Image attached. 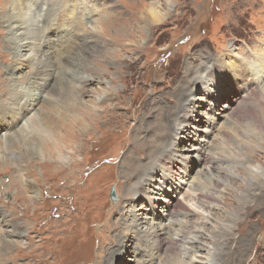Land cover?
Here are the masks:
<instances>
[{
  "label": "rangeland",
  "instance_id": "374dc122",
  "mask_svg": "<svg viewBox=\"0 0 264 264\" xmlns=\"http://www.w3.org/2000/svg\"><path fill=\"white\" fill-rule=\"evenodd\" d=\"M71 1L52 0V3L60 4L61 11L63 7L71 8ZM6 2L0 0V5H7ZM40 5L41 1L33 9ZM75 5L78 12L96 13L93 22L85 27V30L95 33V39L90 37L82 47L90 49L95 43L93 41H98L103 34L105 42L110 41L106 47L113 48L110 60L114 62L109 63L103 58L101 63L92 58L87 61L85 66L91 67L94 75L86 69L84 74L93 76L95 80L84 79L85 84L68 77L69 83L80 89L82 100L76 114L86 122L74 127L68 123L59 124L56 131H63L65 138L54 136V130L50 133L45 131L50 121L47 122L46 116L39 112L42 105L48 103L46 95L52 90L57 75L49 77L47 83L45 80L42 82L40 78L48 77V74L41 75L48 70L45 64L32 71L30 67L22 68L23 64L12 59L3 42L6 30L0 22V106L12 99L7 95L11 88L4 91L10 86L7 81L9 74L12 83L25 94L23 99L28 96L26 93L31 91L29 88L34 81L36 84L39 79L41 84H49L47 91L41 92L43 97L36 99V104L27 99L21 110L25 106L30 108L27 119H34L31 123L40 127L42 133L49 134V138L48 135L44 138L47 151L57 155L60 150L65 158L62 163L53 158L40 160L36 156L35 160L26 159L17 165L0 162V208L5 209L10 218L16 219L17 227L24 232L21 242L11 246V250L1 257L0 264L2 261V264H13L11 258L17 253L21 261L15 264L40 263L36 262L37 258L43 260V256L51 258L49 250L52 244L59 238H68L72 230L79 228V231H85L80 240L87 241L84 249L89 258L88 263L82 264H165L167 257L172 256L167 247H163L159 256L155 247L142 249L138 246L137 241L142 239L138 234L139 223L142 220L168 224L174 217L188 221L191 217L188 211L207 217L209 224L221 228L227 225L224 219L229 217L232 238L242 241L233 264H264V236L260 237L264 232V209L249 211L248 215L234 211L242 204L245 207L254 205L249 199L240 202L239 197L249 180L257 183L256 175L261 181L259 192L264 191V154L259 160L251 159L253 154L246 149V146L255 149V145L263 141L258 131L264 128V113L261 112L264 111V0H77ZM143 6L156 10L159 21L155 23L149 19L147 23H141L143 31L128 41L111 38L113 33L107 27L113 25L112 21L99 32L94 29L99 24L104 25V22L97 23V19L108 14H115L114 23L123 21V26L129 28L139 19ZM7 12V9H0V19ZM68 22L61 20L51 27L48 35L45 34L44 40L50 41L48 47L55 44L60 30L67 29ZM40 47L43 48L42 45ZM76 49L71 51L66 61H70ZM89 52H84L85 57L93 54ZM76 59L78 57L71 59V65ZM60 69L57 68V72ZM193 78H197V82L192 85ZM51 94L52 97L56 95L50 93L48 96ZM182 102L185 107L182 114L186 118L183 123L163 131L158 129L159 124H163L160 121L168 115L170 120L178 119L177 109ZM149 110H152L150 116ZM140 120L146 122L139 123ZM24 122L19 123L18 129ZM158 130L162 132L157 136ZM30 131L28 133L32 136L43 137L42 134H34V130ZM3 132L0 126V141ZM224 132L232 136L237 146L247 140L252 143L241 151L230 149L227 157L234 158L232 161L235 163H225L222 167L234 177L226 180L227 190L218 194L221 202L219 211L212 208L205 213L196 205L197 194L212 188L213 177L217 174L205 161L213 153L220 152L212 145L219 140L223 142L221 136ZM138 134L146 139L147 147L157 136L154 155L150 156L147 147L144 150L134 142L133 138ZM253 134L257 136L254 140ZM162 137L166 144H160L159 138ZM196 145L199 146L197 152L191 149ZM164 148L171 156L163 161L159 156ZM130 159L142 167V181L138 185H135L138 178L128 175L132 168L128 167ZM150 159L165 165L152 166L153 172L143 177ZM246 159L252 160L251 164ZM178 164L187 167L179 177L174 175ZM29 184L34 185L37 199L29 195L26 189ZM112 190L116 200L110 198ZM131 191L136 192L132 197L134 203L126 207L131 200ZM263 203L264 200L260 201V205ZM167 204L170 207L168 211ZM176 225L178 223L173 227ZM28 235L30 241L26 240ZM192 245L194 243L187 246ZM187 246L179 248L182 258L187 257ZM57 250V264H68L74 259L63 246L57 245ZM150 250H155L153 257L149 256ZM243 251L247 253L240 261ZM81 258L79 255L78 259ZM230 258L222 256L220 262L232 264Z\"/></svg>",
  "mask_w": 264,
  "mask_h": 264
},
{
  "label": "bare ground",
  "instance_id": "6f19581e",
  "mask_svg": "<svg viewBox=\"0 0 264 264\" xmlns=\"http://www.w3.org/2000/svg\"><path fill=\"white\" fill-rule=\"evenodd\" d=\"M40 1H41V5L37 6L36 9H33V6L37 5V3H39ZM71 2L73 4L70 5L71 8L64 9L63 7L61 8V11L59 10L60 4L56 5V3H54L53 5L52 0H7V2L5 3L7 5L4 4H3L4 6L2 4L0 5V9L8 10L7 14L0 19L1 20L0 22L2 23L1 25H3L6 30L5 38L3 42L5 48L11 53L12 59L18 60L19 64H23L22 68L26 69L30 67L32 71H34L41 64L43 65L45 64L48 70L47 72L41 73V75L48 74L47 75L48 77L40 78L42 82L43 80H45V82L47 83L49 82V80H47L49 77H53L57 75L56 79L54 80L52 90L50 91V93H54L56 95L52 97L53 94H51V96H48V94H50L48 93L46 95V102L48 103L45 104L43 103L44 105H42L39 112H41L46 116L45 119H47L46 120L47 122L50 121L47 124V126H45L44 128L45 131H48V133H50L49 132L50 130H54V134H55L54 136L57 137L62 136V138H65L64 137L65 134L63 135V131H56L59 124L66 125L68 123V124H72L74 127L75 125L78 126L80 124L82 126L86 122L82 120L81 116L79 117L76 114L77 109L80 108L81 106V100H82L80 95V89L77 90L72 82L70 84L68 77L70 76L72 80H78L82 84H85L83 83L84 79H88L90 80V82L95 80L93 76L90 77L84 74L83 70L86 69L90 71L89 72L90 75H94V72L90 70L92 68L85 66L86 64H88L87 61L95 59L96 61H98V63H101L100 59L103 58L104 60L109 61V63L114 62L113 60H110V58L112 57L111 54L113 53L112 52L113 48L110 49L106 47V44L108 45L110 41H107L106 43L104 38L102 37L103 34L100 35L101 38L98 41H93L95 42L93 44L95 46L93 45L92 47L89 46L91 48L90 49L88 48L86 50L84 49V47H82V46H86L85 43L87 44L90 37L93 36L95 39L94 36L95 33H92L89 30H85V27L89 23L93 22V17L96 16V13L95 11L94 12L89 11L88 13H83V11L78 12L76 10V5H75V2H77V0H73ZM83 7H86V5H84ZM142 9L143 10L139 13L140 17L137 20V22L131 25L129 28L123 26L124 25L123 21L118 22L117 24L114 23L115 14L112 15L108 14L107 17L105 18L101 17L97 19V23L104 22V25H100V24L98 26L96 25L97 27H95L94 29L99 32L103 30L104 27H106L105 25L106 23L112 21L113 25L111 27H107L108 30L109 28H111L110 31H112L113 33V36L111 38L112 39L114 38L119 41L121 40L128 41V38L135 37L143 31V27L141 23H147L149 19H151L152 22L155 23L159 21V15L156 10H154L153 8L148 9L147 7L144 6L142 7ZM61 20L64 21L69 20L68 24H66L67 29L60 30V35L57 36L56 41L54 42L55 44H53V46L51 45V47H48L47 44L50 41L44 40L46 38L45 34L48 35L51 27L57 24L58 22H60ZM41 40H43L42 43ZM41 45L43 46V48L40 47ZM45 47H48L49 49L44 50ZM75 47H77V49L75 50L73 56L70 58V61L69 60L66 61L67 59H69L71 55V51ZM87 50L93 52V54L90 55L89 58L85 57L84 55V52H87ZM75 57H78V59L72 61V65H71V59L72 58L75 59ZM63 62L65 63L63 64L64 65L62 67L63 71L61 72L62 68L60 69V66ZM57 68L60 69L58 72H57ZM71 68H73V70H71ZM94 70L96 71L95 67ZM257 73L260 74V72ZM186 74L188 73L186 72ZM38 80L36 81V84L35 81L32 83V86L29 88L31 89V91L30 92L28 91L29 93H26L28 96L23 99L22 97L25 94H22V91L18 85L12 83L10 74L7 76V81L10 84V86H8L7 89L4 91L8 92V89L11 88L10 92H8L7 95L11 96L12 99H10L9 102L2 103L0 106V111L3 112L0 113V126L3 127V131H4L3 132L4 134H2L1 136L3 139L0 141V151L2 154L0 162L4 163L5 165L11 163L21 164L25 162L26 159L27 160L34 159L35 156L38 157L37 159L40 160H43L44 158L46 159L48 158L52 160L51 158H53V160L55 159L57 163L64 162L65 158L61 156L62 152L60 150H58L57 155L55 153L54 155H51L52 153L48 152L47 149L45 148L46 146L44 145L46 142H44V140L47 138L46 135H48L49 138V134L42 133L40 127L34 126L33 125L34 123H31L34 122V119L31 118L27 119L28 117L27 111L30 108L26 109L25 106V109L23 111L21 110L23 109L27 99L33 100L34 101L33 103L36 104V99L40 98L43 95V93L41 92L47 91L48 89L47 87L49 86V84L48 86H46V84H41ZM194 81L197 82V78L192 79V85L194 84ZM178 96H180V94ZM180 98L182 99L183 96H180ZM15 100H18L19 102L15 104L16 103ZM20 102L22 103L19 104ZM53 103H56L57 105H54ZM183 103L184 102L180 103L179 106L177 105L179 108L177 109L179 111L178 119L175 117L174 120L173 119L170 120L171 118L168 115L167 118H164L160 121V123L163 124H159L158 129L163 131L164 129L165 130L169 129L170 126L172 125L179 126L183 123V121L186 119L184 114H182V111L185 109ZM147 112L148 115L150 116L152 110H149ZM246 112H248V110H246ZM261 112L264 113V111ZM148 115L146 116L148 117ZM23 121L25 122L18 129L19 123ZM3 122L5 123L7 122V123L4 124ZM140 122L144 123L146 121L140 120L139 123ZM30 130H34L33 132H36L34 134H39V135L42 134L43 137L38 138L37 136H32L31 133H28V132H32ZM160 130H158L157 136L162 132ZM136 135L137 134H135L134 136ZM235 135L238 136V138H240L239 133L237 134L236 132ZM157 136L153 139V144L148 147L147 144L145 143L146 139L141 138L139 134L136 138L133 139L134 142L140 144L141 148H143L144 150L147 147V150H149V154L151 156L156 153V149L158 145ZM255 136H256L255 134L251 135L253 140L257 138V136L256 138ZM258 136L260 137L261 141L262 140L263 141L261 144H256L255 149L256 150L260 149L261 151H256L254 148H250V147L247 148L248 146H246V149L251 153V155L253 154L251 159L254 158L256 160L261 159L262 154H264V144H263L264 128L259 129ZM221 137L224 138L223 142L219 140L217 144L212 145L214 148H219L220 152L213 153V155H211L205 161V164L209 165L210 170L216 172L217 174V176L215 175L213 177L212 188L211 190L205 192L197 190L198 194H197L196 205L200 210L204 211L205 213H208V210L212 208L219 211V206L221 202L219 201L218 194H220L222 190H227V186L225 184L226 180L230 179L231 177H234V175L229 170L224 169L222 167V165L225 163L227 164L235 163V161H232L234 160V158L231 159L230 157L229 158L227 157V154L230 151V149L233 148V150L241 151L245 145H247L250 142L252 143V141L247 140L242 142L244 145L242 144L241 146H237L234 140L231 139L232 136L229 133L227 135V133L224 132ZM159 140L161 141L160 143L161 145L167 143L163 137L159 138ZM58 143L61 144L60 141ZM191 149L197 152L199 150V146L197 145L193 146L191 147ZM146 154H148V152ZM169 156L171 155L168 153V151L167 152L165 151V148L160 150L159 159L164 161L165 158ZM115 161H113L114 165H115ZM246 161L247 163L251 164L252 160L250 161L246 159ZM154 162L155 160L153 159L149 160V166H147L148 170H145L143 172L144 173L143 177H146L147 174L153 172L151 168L152 166L165 165V164L161 165L157 161L155 163ZM128 167H132L128 171L129 172L128 175L131 177H137L138 179L136 180L137 183L135 185H138L142 181V177L140 176L142 175L140 172L142 171V167H140L139 164L134 161V159L129 160ZM186 168L187 167L185 166V164H178V167H176L177 171L174 172V175L179 177L181 174H184L186 172ZM136 169H138V172H135ZM238 172H240V170ZM248 173L249 175L252 174L250 172ZM256 180L257 183L256 182L252 183L249 180L245 185L246 187H244L245 190L242 192V194L239 197L240 202H245L246 200L249 199L252 201V203L254 202V205L252 207H245V205L242 204L234 209L236 214L237 213L239 214L240 212L241 213L244 212V214L248 215L249 211L259 210L260 208L264 209V205H260V201L264 200V191L259 192L260 190L259 184L261 181L258 175H256ZM244 181H246V179H244ZM26 189L27 191H29L30 196L37 199L38 193L35 190L34 185L29 184L28 188ZM129 195H130L129 199L131 200H129L128 205L127 204L125 205L126 207L134 203L132 197L133 195H136V192L131 191ZM126 207H124L123 209V212L125 214L127 212ZM165 207L167 208L166 211L170 209L168 204ZM5 211H6L5 209L0 208V229L3 232L2 234H0V259L2 256H4L6 253H8L11 250L12 245H16L19 242H21L20 238L23 237V233H24L23 230L17 227L18 226L17 224H19L17 220L10 218L11 216H9L7 211L6 212ZM50 213L51 212L49 211V214ZM177 213L178 212H175V214ZM188 214L191 215L188 221L178 220V218L176 219V217H174L169 220L168 224H161L159 222L145 223L141 220L139 223V226L141 227L138 229V234L142 237V239L139 238V240L137 241L138 246L141 247L142 249L155 247V250H157L156 254L159 256H160V251L163 249V247H167L168 250L172 253V256L171 258L167 257L168 260L165 262V264H176V263L203 264V262H205V264H219V263L228 264V261L220 262V258H222V256H226L228 258L231 257L230 261L231 262L234 261L236 258L235 256L237 255L236 252L239 251V247H242L240 246L242 244V241H238V240L236 241L234 238H232L233 236L231 234L232 230L228 225L231 224V219L229 217H226L224 219V222L227 225L224 228H221L218 226H214V224H209L208 220L206 219L207 217L202 218L189 211ZM182 216H184V214ZM136 218L137 220L139 219L138 216ZM175 223H178V225H176L177 226L176 228L173 227ZM83 226L87 228V225H83ZM79 229L72 230L68 234L69 235L68 238L66 236L65 238H59L55 244L54 243L52 244L51 249L49 250L50 255L52 256L51 258L43 256L44 257L43 260L37 258L38 261L36 262H40L42 264H57V260L59 259V251L57 250V245H61L64 247L65 252L68 253L69 256L71 255L74 256V259L68 262V264L88 263L89 262L88 252H86V250L84 249L87 241H85L84 243V241L80 240L84 236L85 231L83 230L79 231ZM33 232L34 231H32L31 233ZM261 236L262 237L264 236V232L260 234V237ZM146 237H149L148 238L149 240H145ZM26 240L30 241L31 237H29L28 235ZM166 240L168 241V245L166 244ZM190 243H194V245H192V247H188L187 245H189ZM184 245L187 246L185 250L186 252L185 255L187 254L186 258L181 257V251L179 249ZM155 250H150L152 252H150L149 256L153 257ZM243 250L245 249L243 248ZM136 251L137 250H135L134 254L137 253ZM255 251H257V249ZM233 253H234V258H233ZM246 253L247 251L241 254L242 259L240 261H242L243 258L246 256L245 255ZM16 255L12 256L11 258L12 259L11 262H13V264L21 261V259L18 258V256ZM79 255H82V258L80 260L78 259ZM49 259H52V262H48ZM40 263H34V264H40Z\"/></svg>",
  "mask_w": 264,
  "mask_h": 264
},
{
  "label": "water",
  "instance_id": "95a60500",
  "mask_svg": "<svg viewBox=\"0 0 264 264\" xmlns=\"http://www.w3.org/2000/svg\"><path fill=\"white\" fill-rule=\"evenodd\" d=\"M110 198H111L112 200L115 199V196H114V190L111 191V193H110Z\"/></svg>",
  "mask_w": 264,
  "mask_h": 264
}]
</instances>
